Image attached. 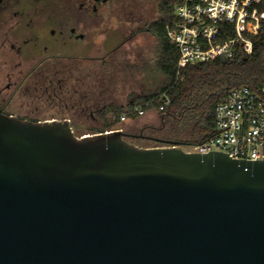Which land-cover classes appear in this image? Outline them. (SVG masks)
Listing matches in <instances>:
<instances>
[{"label":"water","instance_id":"water-1","mask_svg":"<svg viewBox=\"0 0 264 264\" xmlns=\"http://www.w3.org/2000/svg\"><path fill=\"white\" fill-rule=\"evenodd\" d=\"M0 264H264V158L0 112Z\"/></svg>","mask_w":264,"mask_h":264},{"label":"flooded vegetation","instance_id":"flooded-vegetation-1","mask_svg":"<svg viewBox=\"0 0 264 264\" xmlns=\"http://www.w3.org/2000/svg\"><path fill=\"white\" fill-rule=\"evenodd\" d=\"M122 2L0 0V112L37 121L90 112L92 19L119 18Z\"/></svg>","mask_w":264,"mask_h":264},{"label":"trees","instance_id":"trees-1","mask_svg":"<svg viewBox=\"0 0 264 264\" xmlns=\"http://www.w3.org/2000/svg\"><path fill=\"white\" fill-rule=\"evenodd\" d=\"M177 1L158 0L159 16L144 26V31L156 40L158 52L155 69L162 78L157 89L147 94L130 95L124 106L109 103L94 108L96 98L91 87H88L91 92V110L95 109L97 124L84 128L77 120L75 129L71 127L74 133L84 136L118 129L116 126L122 122L121 115L125 116L123 121L135 120L139 115L134 108H140L146 112L155 110L157 124L143 125L135 132H124L123 139L126 141L145 148L198 145L215 133L216 104L231 89L239 86L255 89L264 84V18L259 29L253 30L248 25L244 32L245 38L251 42V53L248 54L242 42H238L233 55L224 61L215 58L178 65V50L165 31L166 25L175 21L173 9ZM219 30L218 41L235 36L231 25L227 23H220ZM164 98L167 102L163 104ZM161 105L162 110L159 107ZM83 117L94 120L87 112L71 119ZM69 124L71 126V121ZM83 129L91 132L81 133V130L85 131Z\"/></svg>","mask_w":264,"mask_h":264},{"label":"built area","instance_id":"built-area-1","mask_svg":"<svg viewBox=\"0 0 264 264\" xmlns=\"http://www.w3.org/2000/svg\"><path fill=\"white\" fill-rule=\"evenodd\" d=\"M263 8V9H262ZM175 21L165 31L178 50V65L231 57L238 42L251 53V42L245 38L248 25L261 27L264 0H178L173 9ZM231 25L235 36L217 40L219 24ZM167 102L164 98L163 104ZM163 109L162 105L159 106ZM137 114L144 110L134 108ZM215 133L198 145L184 147L190 152H224L237 160L264 158V84L252 89L239 86L216 104ZM125 119L121 115L120 120ZM111 131V130H109ZM182 148V147H181Z\"/></svg>","mask_w":264,"mask_h":264},{"label":"rangeland","instance_id":"rangeland-1","mask_svg":"<svg viewBox=\"0 0 264 264\" xmlns=\"http://www.w3.org/2000/svg\"><path fill=\"white\" fill-rule=\"evenodd\" d=\"M120 8L119 18L110 17L105 21L103 18L102 21L101 18L92 19V23L97 24L96 30L91 34V45L89 49L87 48V52L93 59L89 88L91 87L96 98L93 103L94 108L109 103L124 106L130 95L153 92L162 82L160 74L155 69L158 52L156 40L144 31V26L159 16L158 0H123ZM101 58L106 60L104 65H100ZM94 108L91 113L87 112L93 119L96 116ZM12 110L23 111L17 106H13ZM57 113L49 111L47 115L56 116ZM71 118V115L63 113L59 120L71 121L73 130L77 120L84 128L94 127L97 124L95 119L90 121L87 117ZM157 121L158 115L155 110L144 111V114L135 120H125L117 124L116 130H121L123 133L135 132L143 125H156ZM90 132L81 130V133Z\"/></svg>","mask_w":264,"mask_h":264}]
</instances>
